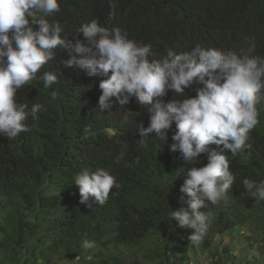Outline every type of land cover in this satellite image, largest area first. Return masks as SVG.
<instances>
[{"label": "trees", "instance_id": "1", "mask_svg": "<svg viewBox=\"0 0 264 264\" xmlns=\"http://www.w3.org/2000/svg\"><path fill=\"white\" fill-rule=\"evenodd\" d=\"M58 3L60 11L47 19L60 23L62 38L73 43L84 41L76 32L95 18L151 44L149 59L196 44L264 57V0H114V16L110 0ZM55 52L37 79L16 93L17 103L43 105L39 119L29 117L30 131L14 140L0 135V264H191L198 257L204 260L198 264L258 263V257L236 262L230 241L238 236L264 255V200L242 184L245 178L264 180V90L256 104L259 122L249 133L251 148L236 156L225 150L236 179L223 200L201 209L211 213L212 225L203 245L194 247L188 241L193 230L178 226L169 211L181 206L186 170L206 165L207 154L186 163L179 151L171 152L175 123L165 140L153 132L140 143L137 127L148 126L147 109L135 98L124 106L111 98L112 106L101 112L99 83L105 77L65 67L67 52ZM45 71L58 77L47 89L39 79ZM197 87L186 88L185 96L194 97ZM179 98L170 90L163 99ZM84 168H103L116 177L105 204L79 202L73 177ZM84 238L95 247L83 250Z\"/></svg>", "mask_w": 264, "mask_h": 264}, {"label": "clouds", "instance_id": "2", "mask_svg": "<svg viewBox=\"0 0 264 264\" xmlns=\"http://www.w3.org/2000/svg\"><path fill=\"white\" fill-rule=\"evenodd\" d=\"M110 7L114 16V0ZM59 11L58 0H0V135L14 140L30 131L29 117L39 119L43 105L17 103L16 93L37 79L42 66L55 59L56 49H63L69 56L65 67L76 66L89 76L105 77L99 83L101 112L112 106L111 98L121 106L135 98L147 109L148 126L141 123L137 127L140 143L153 132L165 140L175 123L171 152L179 151L186 163L207 154L206 165L186 170L179 189L181 206L169 211L178 226L193 230L189 243L202 246L212 215L201 209L223 200L236 179L225 150L236 156L251 148L249 133L259 122L256 104L264 90V57L196 44L187 52L168 49L162 58L149 59L154 56L151 44L130 39L121 27L101 26L95 18L82 23L76 32L82 33L84 41L73 43L62 38L60 23L47 19ZM30 20L37 27L30 26ZM39 79L47 89L58 77L45 71ZM193 84L200 86L196 95L185 96V89ZM170 90L182 98L165 102ZM56 99L52 91L51 100ZM73 182L78 186L79 202L91 207L107 202L117 180L106 169L90 172L84 168L74 174ZM242 184L250 196L264 200V180L245 178ZM80 246L86 251L95 247V241L84 238Z\"/></svg>", "mask_w": 264, "mask_h": 264}, {"label": "rangeland", "instance_id": "3", "mask_svg": "<svg viewBox=\"0 0 264 264\" xmlns=\"http://www.w3.org/2000/svg\"><path fill=\"white\" fill-rule=\"evenodd\" d=\"M222 240L223 242L229 243V238L227 237H223ZM254 246L252 248H248L246 242L238 236L230 241V247L232 249L233 255L236 257V262L243 259L254 261L255 257H258L257 259L259 260L256 264H261V261H264V255H259ZM189 262L191 264H198L203 263L204 260L202 257H198V260H194L192 258L189 260Z\"/></svg>", "mask_w": 264, "mask_h": 264}]
</instances>
